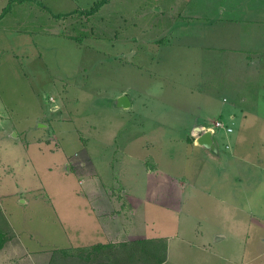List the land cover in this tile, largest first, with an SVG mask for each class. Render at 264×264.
<instances>
[{
    "label": "rangeland",
    "instance_id": "374dc122",
    "mask_svg": "<svg viewBox=\"0 0 264 264\" xmlns=\"http://www.w3.org/2000/svg\"><path fill=\"white\" fill-rule=\"evenodd\" d=\"M96 1L0 0V207L23 236L33 231V247L100 237L97 205L128 211L135 235L164 237L165 264H264V52L251 18L192 19L171 0L81 13ZM212 1L195 13L217 14ZM121 91L132 110L115 105ZM240 97L246 125L228 117ZM218 120L232 128H215L219 156L183 147ZM178 176L197 188H178ZM215 231L225 237L214 242ZM164 241L137 261L164 257Z\"/></svg>",
    "mask_w": 264,
    "mask_h": 264
},
{
    "label": "crops",
    "instance_id": "0c3cea01",
    "mask_svg": "<svg viewBox=\"0 0 264 264\" xmlns=\"http://www.w3.org/2000/svg\"><path fill=\"white\" fill-rule=\"evenodd\" d=\"M171 1L176 5H178V12L179 9H181L182 11L185 9L192 8L194 10L193 11L194 13L196 9L199 8L198 6H200V4L199 5L197 4L203 2V0H171ZM206 1H208V3L210 4V1L212 0H206ZM187 2L191 3V5L189 4L190 7H187L186 5L182 6ZM219 4L221 5L220 6L221 10L217 14H215L213 10L208 11L209 10L208 7V10L206 11L207 13L205 12H201L199 14L195 13L192 16L193 13L192 12L190 13V17L192 19H197V18L214 19L217 16L218 19L223 20V23L230 26L233 25L234 20H244V19L248 20V18H251L250 20L252 23L251 26H254V28H251L248 33L251 36L257 35L260 37V41L257 42L259 46L254 45V49L255 50L258 49V51H261L263 53L264 46L262 45L260 46V42H263L261 41V37L263 36L264 38V27H262L261 23L257 22L259 21V17L257 16L264 11V0H221ZM150 9L151 8L149 7L146 13L150 12ZM178 12H177V16H178ZM179 14H181V12ZM238 23L235 24H237V27H240V32H242V28L245 24H243V26L241 27L242 24H238ZM211 25L212 23L208 21V23L207 22L203 23V26L201 28H203L204 30L205 29L208 30ZM131 26L132 28H136L137 22L134 20L131 23ZM144 32H145V28L142 29V35H144ZM241 35L246 36L247 32H242ZM132 38L134 39V37ZM245 50L251 51L253 49L251 48V46L246 48L242 47L241 51H245ZM122 95H125L127 97L129 101V106L126 108H122V107L120 108L129 111L132 110V105H131L132 103L130 101V98L127 96L126 91H121L119 94H117L114 97V99ZM240 99L242 100L243 103H241L238 106L234 104V106L232 107L234 109H231L232 112L229 113L228 117L229 119L236 118L238 122H243V124L246 125L248 120L247 115H249V109H248L249 106L245 100L247 98L240 97ZM133 115L135 118H133L132 121L134 122L136 121L137 113H134ZM142 115L143 114H141V116ZM202 124L203 123L202 121H200V118L194 117L190 128L196 131L198 128H200ZM214 137L215 136L212 134V138L217 148V153H214V155L219 156L217 142L215 141ZM196 138L197 137L191 139L192 142H188V143L182 142V145H184L183 147H186L185 145H189V144L198 145L202 147L197 143ZM225 146H228V144H226ZM204 149L207 150L206 148ZM116 153L118 154V151ZM179 187L180 189L181 187L182 188L189 187L195 189L197 188L194 186V184L192 185L187 184L184 179V176H178V188ZM92 191H97V188L95 186H92L90 182L87 184L86 192L92 194ZM21 201L25 203L28 202V200L26 199H23ZM89 208L92 212L97 210L98 213H95L94 216L95 219L98 220L100 223L102 222L108 226V228L102 227L103 229L96 230L95 233L100 234V237L94 236V239L87 241H71V239L68 236V241L65 242V245H60V246L54 245L51 247L40 248V246L39 245L37 246V244L36 247H33L32 244L29 245V243H38V240L36 239L37 237L34 235L33 231L30 229L29 231L26 230L23 233L25 236H23L22 232L17 230L13 222H11V220L6 216L5 213L6 209L0 207V232L3 233V235L6 237L0 247V264H55L54 260L52 259V255L54 253L53 251L57 249H63L65 251L63 254H67L70 257V259H74L73 262L75 264H84V263L94 264L95 261H99L100 263L103 264H144L143 262L137 261L136 259L138 257L145 259V256L142 255L143 251L147 252L149 251L150 245L158 244L160 240L164 241V237L161 236L146 237L145 235H135L136 231H134V228L132 227L131 223L129 224V221L126 218L128 217L127 215L128 211L126 210H125L126 212L124 210L123 211L120 210L118 212L111 214L109 212L110 210L108 209L109 207L107 206L104 207V206L95 205V206H89ZM100 211L102 213H100ZM119 219H125L126 223L120 222ZM218 232L219 231L214 232V242L219 241L221 238L225 237L224 234H222L221 236L217 235ZM8 234H10V236H7ZM136 240L142 241L141 246L136 247L134 245V242ZM165 243L166 242L164 241V244ZM96 244H110V248H107L109 252L106 254V256H104V254L102 256L100 255L99 252H96V250L92 251V253L89 254L90 259H88L86 256V259L88 261H84L81 258V256H84L82 252L85 251L86 248L92 247ZM100 250L102 252V249ZM164 252H165L164 261L160 264H165L166 261V256H167L166 244L164 246ZM74 254H78V255L76 256ZM257 255H259L258 257L260 258L264 257V251L258 253ZM257 255L255 257H257ZM107 259H109V261H107ZM234 263L236 262L234 261ZM238 264H248V261H240Z\"/></svg>",
    "mask_w": 264,
    "mask_h": 264
},
{
    "label": "trees",
    "instance_id": "16d2710c",
    "mask_svg": "<svg viewBox=\"0 0 264 264\" xmlns=\"http://www.w3.org/2000/svg\"><path fill=\"white\" fill-rule=\"evenodd\" d=\"M107 1H108V0H98V1H96V2L94 3V5H92V7H91L90 9L86 10L85 12H81V13H84V14H86V15H90V14L94 13L96 10H98V9H99L102 5H104ZM70 14H71L70 12H69V13H63L62 16H63V17H64V16H68V15H70ZM59 17H61V15H59ZM5 238H6V237L3 235V233L0 232V247H1L2 243L4 242ZM141 244H142V241H140V240H136V241L134 242V245H135L136 247L141 246ZM107 248H110V244H96V245H94V246H92V247H88V248L85 249L84 256H81V258H82L84 261H88V260L86 259V256H87L88 259H90V255H89V254H91L92 251H95V250H96V252H99L100 255L103 256V254H104V256H106V254L109 252V251L107 250ZM162 248H163V250H164V244L162 245ZM100 249H102V252H101ZM60 252H61V253H64L65 251H64L63 249H60ZM93 253H94V252H93ZM146 254H147L146 251H143V252H142V255H143V256H146ZM95 260H96V259H95ZM136 260H138V258H137ZM139 260H140V259H139ZM107 261H109V259H107ZM163 261H164V257H160V258L156 259V261L154 262V264H160V263H162ZM94 264H103V263H100L99 261H95Z\"/></svg>",
    "mask_w": 264,
    "mask_h": 264
},
{
    "label": "water",
    "instance_id": "95a60500",
    "mask_svg": "<svg viewBox=\"0 0 264 264\" xmlns=\"http://www.w3.org/2000/svg\"><path fill=\"white\" fill-rule=\"evenodd\" d=\"M115 105L117 107L126 108L129 106V101L125 95H122L115 99ZM196 141L199 145L206 148L207 150L212 151L213 153H217V148L210 131L201 132L197 136Z\"/></svg>",
    "mask_w": 264,
    "mask_h": 264
},
{
    "label": "built area",
    "instance_id": "2783aa9c",
    "mask_svg": "<svg viewBox=\"0 0 264 264\" xmlns=\"http://www.w3.org/2000/svg\"><path fill=\"white\" fill-rule=\"evenodd\" d=\"M215 128H223L226 132H230L232 130L231 127L227 126V124H224V122L218 120L214 122L213 128L206 127L204 131H210L212 134H214Z\"/></svg>",
    "mask_w": 264,
    "mask_h": 264
}]
</instances>
